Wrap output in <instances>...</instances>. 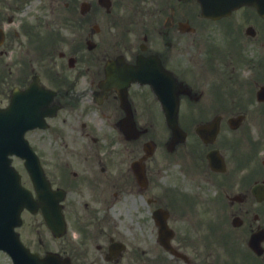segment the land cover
Instances as JSON below:
<instances>
[{"label": "flooded vegetation", "instance_id": "1", "mask_svg": "<svg viewBox=\"0 0 264 264\" xmlns=\"http://www.w3.org/2000/svg\"><path fill=\"white\" fill-rule=\"evenodd\" d=\"M187 1L162 0L157 13L168 27L164 34L154 33L158 22L142 21L135 24L144 27L138 38L129 23L111 42L99 32L90 37L96 29L89 22L70 24L77 34L86 29L87 37H64L59 28L69 29L53 22V9L48 14L32 0H0V106L15 88L19 95L31 89L20 98L31 107L20 115L45 126L27 132L46 182L33 185L22 172L34 208L22 210L18 227L43 264H264V239L253 237L256 251L248 246L264 227V199L251 192L264 184V157L256 162L263 131L250 139L244 126L264 123V101L233 97L264 90V28L193 25L195 7ZM200 39L195 58L189 50ZM153 76L176 94L178 121L186 94L199 111L256 107L237 129L227 126L225 136L230 115H221L218 136L193 156L197 169L208 172L211 196L202 199L200 182L188 187L181 168L164 165L153 140L154 125L165 124L162 102L147 82ZM205 93L222 98L204 101ZM234 129L238 138L230 135ZM205 148L219 150L223 170L207 167ZM156 220L167 227L159 230Z\"/></svg>", "mask_w": 264, "mask_h": 264}, {"label": "water", "instance_id": "2", "mask_svg": "<svg viewBox=\"0 0 264 264\" xmlns=\"http://www.w3.org/2000/svg\"><path fill=\"white\" fill-rule=\"evenodd\" d=\"M202 7L203 13H208L209 15H219L222 13L228 12L231 8L236 7L242 3H251L257 6L258 8L264 7V0H198ZM8 112V113H7ZM9 110L0 111V247H3L7 250H22L20 243L17 238L14 237L13 233H10L12 226L15 224V221H11L13 217H16L20 206L22 191L19 178L16 175L15 171L9 165V159L7 158L8 152L16 151L17 147L19 148L22 145L20 140V134L24 130H17L19 136L17 137L18 144L11 145L8 139L3 138L5 132L13 130L15 127L14 122L9 120ZM19 126L16 127V129ZM8 144V145H7ZM11 145L12 147H10ZM19 152L18 150L16 151ZM30 166H35L36 162L34 159H28ZM22 204V203H21ZM11 221V222H10ZM10 222V223H9ZM7 228V232L4 230ZM8 233V234H7ZM11 235L13 239H8ZM12 245V246H11ZM10 249H9V248ZM14 247V248H13ZM13 258L15 262H23L24 258L17 252L13 253Z\"/></svg>", "mask_w": 264, "mask_h": 264}, {"label": "rangeland", "instance_id": "3", "mask_svg": "<svg viewBox=\"0 0 264 264\" xmlns=\"http://www.w3.org/2000/svg\"><path fill=\"white\" fill-rule=\"evenodd\" d=\"M41 1H46V0H41ZM62 6L64 7V5H59V7L62 9ZM249 10L250 9H248V10H245V9H241L240 11H238L237 12V14H235L231 19H225L224 21H230V22H234V21H237V20H239L238 22H247V21H249L250 20V18H251V20H254L255 21V18H254V16L253 15H251L250 13H249ZM114 13H116V12H114ZM133 14V12H131L130 10H128V9H126V10H124V12H123V15L124 16H127V15H129V14ZM248 17V18H247ZM145 20H147L146 19V17H145ZM222 22V21H221ZM106 32V31H105ZM193 54H194V56H195V58H198L199 56H200V54L198 53V51L196 50V48H194L193 49ZM241 96L243 97V99L244 98H251L252 96H253V93H251V94H249V96L248 95H244V94H241ZM240 110V109H239ZM186 122H188L187 120H186ZM159 127H157V128H159V129H161L162 130V127L161 126H163L162 124H160V125H158ZM262 128L264 129V126H262ZM164 135H165V133L164 132H160V133H157V132H154V134H153V138H154V140L156 141V143H158V149L160 148V150H162V151H165V148L163 147V143H164ZM195 139V135L193 134H191L190 136H189V138L187 139V141H186V147L187 146H189L190 144H193L194 143V140ZM162 155H165V158H164V162H165V164L164 165H170V166H172V164H173V167H174V165L176 164V162L178 161V159L177 158H171L168 154H163L162 153ZM181 157H179V160H180V163L182 164V161H181ZM163 163V160L161 159L160 160V164H162ZM183 163H184V160H183ZM190 163L192 164V162L190 161ZM189 163V161L188 162H185V167L186 168H189L190 166H191V164ZM185 168V169H186ZM168 169H169V167H168ZM187 170V169H186ZM187 171H189V172H191L190 174H187L186 175V177L184 178L185 180L184 181H186L187 183L189 182V181H200V182H205V180H204V178L202 177V175H201V173L200 174H198L197 172H196V170L193 168V169H191V170H187ZM194 184L193 183H189V184H187V186L188 187H190V186H193ZM207 186H209V184H207ZM208 193H212L213 194V191L212 190H210V189H207V188H204ZM202 196H206V194H202ZM0 264H12L11 263V261H10V259L5 255V254H3V253H1L0 254Z\"/></svg>", "mask_w": 264, "mask_h": 264}]
</instances>
